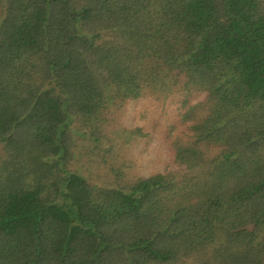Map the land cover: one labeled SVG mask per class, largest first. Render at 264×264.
<instances>
[{"label": "trees", "instance_id": "16d2710c", "mask_svg": "<svg viewBox=\"0 0 264 264\" xmlns=\"http://www.w3.org/2000/svg\"><path fill=\"white\" fill-rule=\"evenodd\" d=\"M0 264H264V0H0Z\"/></svg>", "mask_w": 264, "mask_h": 264}, {"label": "rangeland", "instance_id": "374dc122", "mask_svg": "<svg viewBox=\"0 0 264 264\" xmlns=\"http://www.w3.org/2000/svg\"><path fill=\"white\" fill-rule=\"evenodd\" d=\"M156 102L142 99L128 103L116 112L117 121L126 126H139L147 136L136 141L135 149L129 157L136 163L135 171L148 174L161 170L167 161V153L162 139L165 123ZM134 145V144H133Z\"/></svg>", "mask_w": 264, "mask_h": 264}]
</instances>
